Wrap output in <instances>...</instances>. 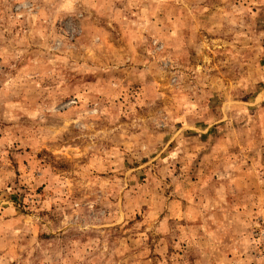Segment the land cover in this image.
<instances>
[{"label": "rangeland", "instance_id": "374dc122", "mask_svg": "<svg viewBox=\"0 0 264 264\" xmlns=\"http://www.w3.org/2000/svg\"><path fill=\"white\" fill-rule=\"evenodd\" d=\"M0 264H264V0H0Z\"/></svg>", "mask_w": 264, "mask_h": 264}]
</instances>
